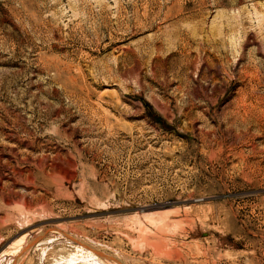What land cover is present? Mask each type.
<instances>
[{
	"label": "rangeland",
	"instance_id": "1",
	"mask_svg": "<svg viewBox=\"0 0 264 264\" xmlns=\"http://www.w3.org/2000/svg\"><path fill=\"white\" fill-rule=\"evenodd\" d=\"M90 255L264 264V0H0V264Z\"/></svg>",
	"mask_w": 264,
	"mask_h": 264
},
{
	"label": "bare ground",
	"instance_id": "2",
	"mask_svg": "<svg viewBox=\"0 0 264 264\" xmlns=\"http://www.w3.org/2000/svg\"><path fill=\"white\" fill-rule=\"evenodd\" d=\"M22 245V244H21ZM23 250V249H22ZM91 256V255H90ZM71 260H69V262H73L75 263L77 260L81 259L82 261H84L87 264H102V262L99 260V258H95V256H91V257H81V258H70ZM70 264V263H69ZM72 264V263H71ZM112 264V263H110Z\"/></svg>",
	"mask_w": 264,
	"mask_h": 264
}]
</instances>
